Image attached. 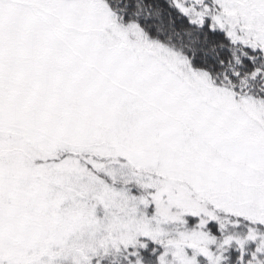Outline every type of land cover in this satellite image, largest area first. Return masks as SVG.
<instances>
[{"label": "snow or ice", "instance_id": "obj_1", "mask_svg": "<svg viewBox=\"0 0 264 264\" xmlns=\"http://www.w3.org/2000/svg\"><path fill=\"white\" fill-rule=\"evenodd\" d=\"M0 264H264V0H0Z\"/></svg>", "mask_w": 264, "mask_h": 264}]
</instances>
